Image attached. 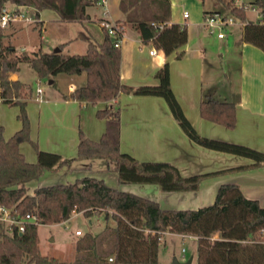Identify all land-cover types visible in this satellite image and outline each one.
Instances as JSON below:
<instances>
[{
    "label": "trees",
    "instance_id": "obj_1",
    "mask_svg": "<svg viewBox=\"0 0 264 264\" xmlns=\"http://www.w3.org/2000/svg\"><path fill=\"white\" fill-rule=\"evenodd\" d=\"M98 1L0 0V6L29 4L36 16L40 9L50 8L60 19L79 20L87 15L85 6ZM251 3L262 8L264 0ZM224 5L242 20V39L264 51V15L245 20L246 8L242 4L226 0ZM118 6L125 13L124 19L114 21L122 26L120 31L109 34L101 25L102 38L88 39L82 52L43 51L39 47L15 51L11 43L1 41L3 31L0 30V100L18 106L16 117L20 122L8 136L3 135L0 123V204L8 208V215L12 217L17 218L26 211L33 215L32 219L23 221L21 230L14 223H10L7 231L0 229V264L155 263L164 230L196 235L194 264H264V205L257 198L247 197L235 182H221L212 202L194 208L160 207L154 199L119 189L99 176L88 174L71 181L37 185L32 192L26 190L25 182L37 177L43 168L69 164L73 158L111 160L118 182H154L162 190L196 189L201 178L210 172L183 175L168 160L138 159L120 150L118 106L111 104L94 111L96 116L104 118V128L97 138L88 137L78 129L74 156L65 157L39 148L28 133L25 103L31 86L10 76L20 61H27L39 78L59 71L83 70V83L69 91L76 99L109 100L119 91L160 95L180 128L194 142L247 156L253 164L264 163L263 149L197 131L170 88L167 61L155 69V83L129 84L119 79L120 49L114 40L121 36L124 25L133 27L142 41H150L165 54L185 41L186 27L179 22H164L161 27L150 23V20L168 17V0H119ZM217 11L207 9L204 14ZM180 53L177 51L175 55ZM199 113L229 127L235 123L234 102L212 94L200 100ZM23 140L29 141L35 150L32 161L25 159L18 148ZM73 211H80L88 218L98 215L102 225L96 231L87 229L75 235L74 254L68 261L42 253L37 224L64 220Z\"/></svg>",
    "mask_w": 264,
    "mask_h": 264
},
{
    "label": "crops",
    "instance_id": "obj_2",
    "mask_svg": "<svg viewBox=\"0 0 264 264\" xmlns=\"http://www.w3.org/2000/svg\"><path fill=\"white\" fill-rule=\"evenodd\" d=\"M118 2L100 0L89 4L85 6L86 17L79 20L60 19L54 10L42 8L37 16L34 14L36 20L33 23L39 31L43 29L45 32L52 20L57 25L54 48L57 46L60 51L68 53L82 52L88 39L102 38L100 19H124L125 13ZM149 6L153 7V4L149 3ZM204 10H207L204 0H168V17L164 21L184 23L186 39L166 54L150 41H142L133 27L124 25L119 40V79L129 84L155 83V69L167 61L170 88L197 131L264 150V51L242 39L241 19L237 28L229 22L231 26L219 36V26L211 27L203 23ZM183 11L186 15L182 14ZM255 16L256 19L259 17L257 12ZM14 22L17 21H11L8 26ZM41 46L39 42L40 49ZM150 48L153 51L150 52ZM177 51H181L179 56L175 55ZM10 76L19 78L18 68ZM35 77L36 85L26 99L25 109L29 137L39 148L56 151L65 157L74 156L78 129L88 137L97 138L104 128V118L96 116L95 109L116 105L120 150L138 159L168 160L183 175L210 173L201 178L196 189L162 190L154 182H118L114 162L101 157L104 160L99 170H109L112 180L109 185L154 199L160 207L194 208L212 202L221 182H235L247 197L257 198L264 205V163L253 164L247 156L194 142L180 128L160 95L119 91L109 100L92 102L69 95L74 86L83 83V70L77 73L59 71L42 77L46 78L43 87L36 73ZM36 86L40 87V91H36ZM206 94L234 102L233 126L200 115L199 102ZM17 111L16 104L0 100V123L4 136L19 126ZM18 148L25 159H35V150L29 141H20ZM94 161H98L96 157L73 158L69 164L43 168L37 177L32 178L36 179L34 187L48 184L56 177L68 178L65 177L68 169L90 174ZM97 176L105 179L104 173ZM87 220L91 221V218ZM167 235L191 239L196 250V235L164 230L160 239H165ZM170 254H173L172 251ZM186 258H189V264H194V258L192 261L190 256L183 255L177 259Z\"/></svg>",
    "mask_w": 264,
    "mask_h": 264
},
{
    "label": "rangeland",
    "instance_id": "obj_3",
    "mask_svg": "<svg viewBox=\"0 0 264 264\" xmlns=\"http://www.w3.org/2000/svg\"><path fill=\"white\" fill-rule=\"evenodd\" d=\"M226 0H204L205 9L218 10L221 15H224L226 22L219 25L221 31H225L230 24L232 26L238 27L240 19L233 16L229 10L224 5ZM252 0H235L236 3L244 2L251 3ZM264 7V6H262ZM260 8V7H259ZM256 20L255 12L248 8L246 11V20ZM231 22V23H229ZM12 28V29H11ZM11 29V30H10ZM217 29V28H216ZM61 30V29H60ZM57 31L56 23L52 20L48 23V29L44 32L43 29L38 30L33 22L26 21H17L14 22L11 26L6 25L3 29V36L1 41L3 43H11L15 51L18 50H27L31 51L38 47L39 42L41 43V50L43 51H54L53 41L55 40L54 33ZM40 35V36H39ZM93 39V38H90ZM59 50V49H57ZM70 53V52H69ZM33 67L27 61H20L18 63V74L19 78L28 82L31 86V89H34L36 85V77ZM63 73H60L62 75ZM39 84L43 87L46 84V78H40ZM95 160V159H94ZM96 160L93 162L92 173L88 175L97 176L101 173H104L105 183H111V177L109 175V170L106 172H101L100 164L103 162L101 157H96ZM101 160V161H100ZM65 169V167H61ZM61 169V170H62ZM71 172V173H70ZM78 171H70L68 169L67 175L68 178H53L52 182L57 183L62 181H71L75 177H79L83 174ZM84 173V172H83ZM69 179V180H64ZM36 179H30L25 182L26 190L32 192L34 188V183ZM88 217L84 216L81 212H71L67 219L51 222V223H38L37 224V235H38V244L40 251L42 253L54 255L59 259H64L66 261L72 259L74 254L73 248V238L75 234L74 229H79L80 233L84 230L96 231L102 225V219L98 215H92L91 221L87 220ZM9 223L6 220H0V229L7 231ZM165 239H160L157 248V259L155 263H141V262H119L118 264H166L172 256L176 258L181 256H190L194 258V248L191 239L184 238L181 239L177 236L167 235L164 236ZM170 238V239H169ZM172 251L173 254H170ZM191 261V262H192Z\"/></svg>",
    "mask_w": 264,
    "mask_h": 264
},
{
    "label": "built area",
    "instance_id": "obj_4",
    "mask_svg": "<svg viewBox=\"0 0 264 264\" xmlns=\"http://www.w3.org/2000/svg\"><path fill=\"white\" fill-rule=\"evenodd\" d=\"M244 6V8H251L255 12H257L258 16L264 15V7L259 8L254 3H244L239 2ZM33 7L29 4H12L8 5V3H5L0 6V30H3V28L8 25L11 21H26V22H33L36 20V17L34 15V12L32 11ZM183 15H186V12H182ZM100 24L105 27L107 33L114 34L115 32L120 31L122 26L118 23H115L114 21H109L107 19H100ZM164 20L161 21H155L150 20V23L154 26L161 27L164 23ZM226 22V18L224 15H221L218 12L214 13H206L203 16V23L205 25L215 27L219 26L221 24H224ZM122 35V34H121ZM219 36L223 35L222 31L218 32ZM121 36H118L114 40L115 45H119V40ZM149 51H153V48H150ZM36 91H40V87L36 86ZM33 215L29 212H24L21 216L15 218L10 215H8V208L2 204H0V220H6L9 225L10 223H14L18 230H21L23 228V221L25 219H32ZM74 233H80L79 229H74ZM110 258V257H109Z\"/></svg>",
    "mask_w": 264,
    "mask_h": 264
},
{
    "label": "water",
    "instance_id": "obj_5",
    "mask_svg": "<svg viewBox=\"0 0 264 264\" xmlns=\"http://www.w3.org/2000/svg\"><path fill=\"white\" fill-rule=\"evenodd\" d=\"M57 49L58 47L56 46L54 48V51H56ZM166 264H189V258H186L185 260H178L175 256H172Z\"/></svg>",
    "mask_w": 264,
    "mask_h": 264
}]
</instances>
